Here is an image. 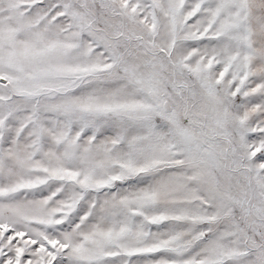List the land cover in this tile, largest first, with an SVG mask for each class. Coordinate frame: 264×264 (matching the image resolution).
I'll return each instance as SVG.
<instances>
[{"label": "snow or ice", "instance_id": "snow-or-ice-1", "mask_svg": "<svg viewBox=\"0 0 264 264\" xmlns=\"http://www.w3.org/2000/svg\"><path fill=\"white\" fill-rule=\"evenodd\" d=\"M0 264H264V0H0Z\"/></svg>", "mask_w": 264, "mask_h": 264}]
</instances>
